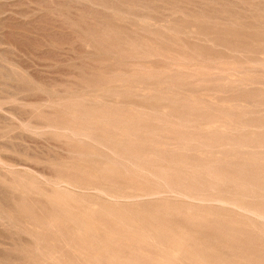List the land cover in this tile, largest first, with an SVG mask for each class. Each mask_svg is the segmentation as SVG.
Returning <instances> with one entry per match:
<instances>
[{
	"label": "bare ground",
	"instance_id": "bare-ground-1",
	"mask_svg": "<svg viewBox=\"0 0 264 264\" xmlns=\"http://www.w3.org/2000/svg\"><path fill=\"white\" fill-rule=\"evenodd\" d=\"M52 1L44 0L42 7L47 4L48 9H52ZM125 1L127 8L120 10L107 6L109 2L104 4L113 20L126 22V26L127 23L134 25L130 33L122 22L119 28L123 26L128 32L120 33L123 30L117 28L113 31L120 40L115 43L116 49L112 46V52L127 64L126 69L121 61L118 62L122 66H118L116 60L112 63L118 69H101V59V67H96L101 69L98 74L84 68L90 73L85 74V83L70 79L78 84L70 85L69 78L66 81L63 78L61 83L51 82L55 86L47 87L49 83H41L47 79L41 75L43 70L38 72L42 76L38 82L39 79H33L27 72L31 68L25 71L20 63L11 61L3 55L5 51L0 50L1 83L7 87H4L6 98L0 97V128L13 132L19 140L31 136V140L39 137L53 141L51 147L50 142L49 146L45 144L52 149L48 154L28 152L20 158L34 164L19 162L7 156L17 152L10 144H5V140L2 142V137L9 136L0 131V230H7L10 234L5 232V238L12 241L14 249V245L18 247L16 253H11L5 249L8 242L4 241L0 264H8L6 260L11 256L19 263L26 260L27 264H264V0ZM152 2L168 3L162 5L164 7L153 3L152 8H163L160 13L164 12L169 24H160L164 18H158L159 24L150 20L154 15L150 14L152 9L149 13L146 8ZM59 3L63 5V0ZM80 3L74 5L78 7ZM28 4L33 5L31 1ZM55 4L53 6H57ZM186 4L191 9L184 8ZM36 8H31L32 14L29 13L31 17L39 14L36 20L40 26L41 17L44 23L51 15L46 17L49 14L46 7V14L37 12ZM56 10L50 14H57ZM74 14L69 17H75ZM58 17L47 23L45 20L46 27L42 24V29H38L43 32L53 19L60 20ZM94 20L87 21V25ZM104 20L101 21L106 25ZM178 20L187 22L186 26L178 27ZM62 23L66 26L71 22ZM91 25L94 27L95 22ZM48 27L52 31L53 27ZM101 28L105 30V37L100 35L103 40L112 29L107 25L104 30V25ZM60 29L56 32L62 31L61 26ZM24 30L27 33V29ZM67 30L69 36H63L62 31L60 40L66 37V41H70L82 33L72 36ZM30 33L28 31V35ZM40 35V39H34L42 41L41 38L46 37L44 33ZM16 36L13 35V39ZM26 37L35 41L33 37ZM54 37L55 40H50H59ZM93 38L83 41L84 44L95 48ZM96 40L106 48L105 40ZM49 41L46 45L49 43L53 48ZM40 42L37 41L32 50H39L36 47ZM66 44L65 48L71 52L72 44L70 47ZM26 45L31 49L30 44ZM61 46L56 45L57 49ZM61 48L58 50L65 49ZM85 48L80 47L78 51L81 49L82 54V50L87 51ZM204 48L220 50L221 54L214 55ZM53 49L52 52L58 54V50ZM75 50L77 47L74 53ZM44 51L40 52L50 56V50L49 53ZM63 53L61 51L60 56ZM60 56L58 60L62 61L65 57L60 59ZM151 60H155L156 65ZM46 61L41 63L46 65ZM55 61L51 63L55 65ZM84 61L80 64H86L87 59ZM41 63L36 62V66L39 68ZM52 69L47 70L52 72ZM54 69H58L57 66ZM47 70L45 74L52 77L53 72L48 75ZM70 71L66 69L64 74L71 76L73 70L71 74ZM30 73L33 76V72ZM77 75L75 78L80 76ZM56 77L55 74V80ZM36 93L40 98L34 95ZM19 94H24V98L18 97ZM29 96L34 97L33 101ZM14 103L30 109L23 116L18 115L12 106ZM24 139L20 140L22 144ZM11 245L8 246L12 248Z\"/></svg>",
	"mask_w": 264,
	"mask_h": 264
},
{
	"label": "rangeland",
	"instance_id": "rangeland-1",
	"mask_svg": "<svg viewBox=\"0 0 264 264\" xmlns=\"http://www.w3.org/2000/svg\"><path fill=\"white\" fill-rule=\"evenodd\" d=\"M11 1H12V2H11ZM14 1H15V2H14ZM14 1H13V0H0V19H1V20H0V40H1V41H0V42H1V43H0V47H2V48H0V50H1V52H2V51H3V52L5 51V53H3V55L5 54L6 57L8 56L9 59H10L11 61H15L16 63H20V64H18V65L23 66V67H21V68L25 69V71H27V69L29 70V69L31 68L30 71L33 72V76H32V73H30V71H27V72L29 73V75H30L32 78L34 77L33 79H35V80H36V79H39V81L37 80L38 82H40V80H41V79H40V77H42L41 75H43V78H44V76H45L47 79H46L45 81L43 80L45 83H44V82H41L43 85H46V84L49 83V85H46L47 87L52 86V84H53V86H55V85H54L55 83H57V84H58V83H61L62 80L65 79V81H66V79H68V78H69V79H68L67 81H69V80L71 79L70 81H72V82H77V81H78V83H85V81H84L83 78L85 77V74H86V76H88V75L90 74L88 71H91V73L94 72V74H98L99 71H100L101 69H107V68H108V69H109V68H111V69L117 68V69H118V66H122V65H123V67H125V69L128 68V66L126 67L127 64L124 65V64H123L124 61H123V60H122V61L120 60L121 57H119L118 55H116L115 53H113V52H114V49H116V48H114V47L117 46V44H115V43H119L118 41L120 40V37L117 36V35H115V33H113V31H114V29H116V28H117V29H121V30H123V32L120 31V33H123V34H124V33H127V32H128V31H125L126 28H128V30L131 29V28L133 29V26H134V25H131V24L127 23V26L130 27V28H129V27L126 26V22H122V21H119V20H118V21H119V22H118V21L113 20L114 17L111 16L112 14H110V12L106 13V12H107L106 9H107L108 11H109V9H108V8H105V4L109 2L108 4H106L107 6L109 5V7L112 6V8L114 7L115 9H116V7H117L118 10H120V9H122V8L126 9L127 6H128V3H126L127 1H125V0H124V1L121 0V2H120V0H113L115 3H116V2L119 3L118 5H115V3H114L113 1H111V0H109V1L105 0V2H104V0H103V3L101 2L102 0H100V1L97 0V1H99V2L94 1V0H93V1H92V0H87V1H92V2H88V3H87L86 0H85V1H83V0H82V1L77 0V1H78L77 3L74 2L75 0H74V1L69 0V1H71V4H70V2H69V3L67 2L68 4L66 3V1H68V0H66L65 3H64V0H63V5H62V4H60V3L58 4V2H61L62 0H61V1L59 0V1H57V2H55L56 0H53L54 3H57V4H55V5H57V6H53L54 3H53V1H52V5H51V6H52V9H51V7H49V9H51L50 11L52 12V10H53V12H54V10H56L55 8H58V9L60 8V9H59V10H60L59 13H61V16L64 15V16H62L63 18L59 15V13H58L59 10H56V11H55V12H57V14H55V13L50 14L51 12H49V9H48V7H47V4H45L46 6H43V7H44V9H43V7H42V2H44V0H39L38 3H37V0H36V1H35V0H33V1H32V0H26L25 2H24V0H23L22 2H16L17 0H14ZM18 1H21V0H18ZM28 1H29V2L31 1V2L33 3V5H32V4H28V3H29ZM106 1H107V2H106ZM26 2H28V3H26ZM35 2H36V4H38V6H37L36 4H34ZM39 2H41V3L39 4ZM72 2H74V3H72ZM80 2H85V3L88 4V6H86L85 3H80ZM112 2H113V3H112ZM169 2H171V1H169ZM173 2H174V1H173ZM8 3H9V4H8ZM10 3H11V4H10ZM46 3H47V1H46ZM48 3L51 4V1H48ZM79 3H80V5H78L79 8H78L77 6L74 5V4L77 5V4H79ZM104 3H105V4H104ZM110 3H111V5H110ZM153 3H154V4H153ZM157 3H159L161 6H162V5H168L167 2H152L151 4H149L150 7H147L146 10L149 9V13H150V10L152 9V11H151L150 14H152V15H154V16H155V14L158 16V14H159L160 17H159V16H158V17L156 16V17H157V20H159V19L162 20L163 18H164V20H162V21H161V20L157 21V20H155L156 17H154V16H152V18H151L150 20H152L154 23H157V24H159V22L161 21V22H160L161 25H167V24H169L170 22H169L168 20H165V19H166V18H165L166 16H164V15H165V14H163L164 12L160 13L161 10H162L163 8H160V6H158L157 9H156V7H154V6H157V5H155V4H157ZM163 3H165V4H163ZM7 4H8V5H7ZM19 4H20V5H23V6H20ZM25 4H26V7H27L28 9L25 7ZM27 4H28V5H27ZM50 4H49V6H50ZM64 4H66V6H64ZM69 4H70L71 6L73 5L75 8H74L73 6L71 7ZM82 4L85 5V6H84L85 8L87 7V8H86L87 10H88V7H89V8H92V6L95 7L94 10H93V8H92V9H89V10L94 11L95 13L92 12V11H89V12L93 13V14H89L88 11H87V12L85 11L86 9L83 10L84 7L81 6ZM97 4H99L100 6L102 5V6H101L102 8H101L99 5H98V7H99V8H98V7H97ZM121 4H123V5H121ZM134 4H135V3H134ZM147 4H148V3H147ZM147 4H146V6H147ZM152 4L154 5V6H153L154 9L152 8ZM187 4H188V6H190V3H187ZM187 4H186V6H185L184 8H186V9H188V8H190V7H191V8H195L193 4H191L192 6H190V7H187ZM3 5H4V6H3ZM17 5H18V6H17ZM31 5H32V7H30ZM40 5H41V6H40ZM43 5H44V4H43ZM58 5H60V6L62 5V6L59 7ZM68 5H69V6H68ZM130 5H131V4H130ZM136 5H137V4H136ZM149 5H148V6H149ZM184 5H185V4H184ZM238 5H241V4H238ZM35 6L37 7V8H36V9H37V12L40 11L39 13L43 14L42 12H44V14H46V12H45L44 10L48 9L47 13H49V14H48V15L46 14V17H48V16L51 15V16H50V17H51L50 19L47 18V19H44V20H43L44 23L42 22V19H43V18H42L41 15H40V17H41V21H40V23H42V24L44 25V27H46L47 20H51L52 18H56V19H57V17L59 16V17H60V20H61V18H62L63 20L60 21V20L53 19V23H54V24H53L52 22H51L52 24L49 22L50 24H47V28H44V29H43V32H42V31L39 30L38 28L42 29L41 26H43V25L40 24V26H39V25H38L39 21L36 20V19L39 17V14L37 13V15H38V16H37L36 13H35V15H32V17L30 16V15L32 14V13H31V11H32L31 8H34ZM121 6H122V7H121ZM131 6H133V5H131ZM169 6H170V4H169ZM9 7H10V8H9ZM15 7H16V8H15ZM39 7H41L43 10L41 11V9H40ZM45 7H46V9H45ZM53 7H54V9H53ZM65 7H66L67 9H65ZM76 7H77V8H76ZM80 7H81L82 9H81ZM96 7H97L98 10H95ZM103 7H104V8H103ZM162 7H164V6H162ZM233 7H236V6H233ZM13 8H14V9H13ZM23 8H24V9H23ZM73 8H74V9H73ZM136 8H138V7H136ZM191 8H190V9H191ZM209 8H210V7H209ZM12 9H13L14 11H13ZM17 9H18V10H17ZM38 9H39V10H38ZM61 9H62V10L64 9V10H63L64 13L62 12ZM99 9H100V10H99ZM102 9H103V11H102ZM155 9H156V10H155ZM160 9H161V10H160ZM207 9H208V8H207ZM210 9H212V8H210ZM15 10H17V12H16ZM22 10L25 11V12H27V13H23ZM26 10H29V11H26ZM68 10H71V11H74V10H75V11H76V14H74L75 11H74V13H73V12L71 13V11H68ZM159 10H160V11H159ZM34 11L36 12V10L33 9V14H34ZM67 11H68L69 13H67ZM79 11H80V12H79ZM101 11H102V12H101ZM158 11H159V12H158ZM20 12L23 13L24 16H23V14L21 15ZM29 12H30L31 14H30ZM77 12H79V13L77 14ZM82 12H83V15H82ZM100 12H101V13H100ZM18 13H19V14H18ZM62 13H63V14H62ZM66 13H67V14H70V13H71L69 16H73V14H74L75 17H72V18H71V17H69ZM85 13H86V15H84ZM97 13H98V14H97ZM105 13H106V14H105ZM154 13H155V14H154ZM25 14H26V15H25ZM53 14H55V15L52 17ZM65 14H66V15H65ZM79 14L82 15V17L85 16V18L83 17V19H84L85 21H84V20L82 21V17H81V16H80V17L78 16ZM87 14H88V15H87ZM103 14H105L106 16L110 15V16H108L109 19H112V18H113V19H112V20H108V17H106V16L103 15ZM27 15H29V16H27ZM56 15H57V17H55ZM76 15H77V16H76ZM100 15H101V17H100ZM102 15L105 16V17H103ZM8 16H9V18H8ZM14 16H15V18H14ZM26 16H27L29 19H31V22H33L34 24H33V23H30V20H28ZM36 16H37V18H36ZM66 16H67V17H66ZM163 16H164V17H163ZM4 17H5V18H4ZM33 17H34V18H33ZM43 17H44V15H43ZM59 17H58V18H59ZM64 17H65V18H64ZM110 17H111V18H110ZM22 18H23V20H20V19H22ZM25 18H26V19H25ZM32 18H33L34 20H33ZM66 18H67V19L69 18V20H66ZM70 18H71V19H70ZM74 18H75V19H74ZM76 18H78L79 20H77ZM93 18H95V20H94L92 23L94 24V22H95V25H94V27H93V25H91L92 23L89 22L88 25H91V27L88 28V25H87L86 22H87V21H92ZM158 18H159V19H158ZM39 19H40V18H39ZM104 19H105L106 21H105ZM27 20H28L29 23L27 22ZM45 20H46V23H45ZM75 20H76V21H75ZM101 20H104L105 23H106V25H107L108 27H111V29H112V31L109 30L110 32L107 31V33L109 32L110 34H108V36L106 37L107 39H106V38L103 39V40H105V41H103L101 37H105V36H104V35H105V34H104V33H105V30H104V29L106 28V25H105L104 23H102ZM1 21H2V22H1ZM36 21H37V22H36ZM56 21H58V22H60V23H61V22H65V24H66V22H67V23H68V22H71L72 24H71V23L66 24V26L68 25V28H66V26H63V23H62V24H60V23L58 24V22H56ZM99 21H100V23H99ZM104 21H103V22H104ZM107 21H109V22H107ZM111 21H112V22H111ZM156 21H157V22H156ZM178 21H179V22H178ZM178 21H177V23H178V25H179L178 27H181V28H182L181 25L186 26V25H185V24L187 23L186 21H185L186 23H184L183 20H181V21L178 20ZM19 22H20V23H19ZM23 22H24V24H25V23H26V24H25V25L22 24ZM55 22H56L57 24H55ZM75 22H76V23H75ZM82 22L85 24L86 27L83 25ZM121 22L124 23V24H122V25L125 27V30L123 29V26H122V25H121L122 27L119 28V25H120ZM168 22H169V23H168ZM180 22H181V23H180ZM182 22H183V23H182ZM35 23L37 24V27H36V24H35ZM78 23H79L80 25H79ZM107 23H110V25L107 24ZM112 23H113V24H112ZM118 23H119V24H118ZM162 23H163V24H162ZM2 24H3V25H2ZM21 24H22V25H21ZM27 24L30 25V26H28ZM31 24H32V25H31ZM65 24H64V25H65ZM70 24H71V25H70ZM73 24H76V25H73ZM26 25H27V26H26ZM72 25L75 26V27H73ZM97 25H98V26H97ZM103 25H104V28H103L104 31H102V28H101V26L103 27ZM115 25H116V27H114ZM31 26H32V27L34 26V27L31 28ZM48 26H50L51 28L53 27L52 31H51V30H48V29H50ZM60 26H61V28H62V31H63L64 35H63L62 31H60L61 33L59 32L60 34L57 33V32L59 31V29H60ZM71 26H72L73 28H75V30H76L77 28H78V29H77L76 31H74L73 28H71ZM83 26H84V27H83ZM96 26H97V27H96ZM28 27H30V28H28ZM55 27H56V28L59 27V28L56 30L57 32L54 30V29H56ZM69 27H70L71 29H69ZM79 27H80V28H79ZM113 27H114V28H113ZM1 28H3V29H1ZM22 28H23V29H22ZM35 28H37V30H36ZM65 28H66V30L69 29V30H67V31H71V32H72V33H70L71 35H72V34H74V35H75V34H78V36H79L80 33H78V32H82L81 35L79 36L80 38H79V37H75V39H78L77 41L74 39V37H72V36H74V35H72V36L70 35V36L72 37L73 40L71 39V37H68L69 39L72 40V41L70 40V41L72 42V43H71L72 46H74V44H75L76 46H74V47H75V48L77 47V50H75L76 55H74V54H75V53H74V49H75V48H74V47H73L74 49L72 48V46H71L69 40L66 41V39H67L66 37L69 36V35H68L69 32H68V33L65 32V31H66ZM84 28H85V30H84ZM87 28H88L89 30H92V31H94L93 29L96 30V28H97V30L94 31L95 33H93V35H96V36H93V35L91 34L92 31H89V32H91V33H88V30H86ZM10 29H11V31H10ZM24 29H27V33H26V32H23ZM28 29H29V30H28ZM45 29H46V30H45ZM63 29H64L65 31H64ZM82 29H83V30H82ZM109 29H110V28H109ZM5 30H6V31H5ZM16 30H17V31H16ZM53 30H54V32H53ZM60 30H61V29H60ZM213 30H215V28H214ZM3 31H4V32H3ZM12 31H13V32H12ZM19 31H20V32H19ZM24 31H25V30H24ZM28 31H29V33H30V31H32V32H34V33H30V34H32V35H30V34L28 35ZM47 31H48V32H47ZM49 31H51L50 33L53 34V36L50 35ZM98 31H100V34H99ZM101 31H102V32H101ZM215 31H216V30H215ZM10 32H11V33H10ZM35 32H36V33H35ZM41 32L44 33V35H45L46 37H45V38H41L42 41H41V40H37V38H36V40H35L34 37H38V38H39L40 36L42 37V35H40V34H42ZM96 32L99 34V37H98V34H96ZM115 32H116V30H115ZM131 32H132V30H131ZM3 33H4V34H3ZM6 33H8V34H6ZM12 33H13V34H12ZM14 33H15V34H14ZM21 33H22V34H21ZM37 33H38V34H37ZM47 33H49V36H50V37H51V36L54 37V36L56 35L57 39H59V40L56 39L57 41H54V42H56V44H55L53 41H51V40H53L55 37H54V38H52V37L50 38V37L48 36ZM55 33H57L58 35L55 34ZM85 33H87V35H86ZM128 33H130V30H129ZM10 34H11V35H10ZM24 34H25V35H24ZM33 34H34V35H33ZM46 34H47V35H46ZM89 34H91V35H89ZM1 35H2V36H1ZM8 35H9V36H8ZM13 35H14V37H15V35L18 36L19 39H17V36H16V39L18 40V43H19V41L21 42V43H19L21 46L18 45L17 40H16L15 38L13 39V37H12ZM22 35H23V36H22ZM37 35H39V36H37ZM60 35H63V36H66V35H67V36H66L65 38L62 36V38H64L65 40H64V39L60 40V39H61V38H60ZM85 35H86V36H85ZM100 35H101V37H100ZM102 35H103V36H102ZM112 35H113V36H112ZM24 36H25V37L28 36L29 38H30V37H33V40H35L36 42H37V41H39V42L41 41V42L39 43V46L36 47V48H39V50L41 49V50H40L41 52L45 50L44 52L47 51V52L49 53L48 50H50V53H51V54H55V57H56V56H57V57L55 58L54 55H51V54H50V56H53V57H52L53 59H52L48 54H46V53L42 54L43 52L41 53L38 49H37V50H35V49L32 50V49H33V48H32L33 45L36 46V42H35V41L33 42V41L31 40V41L33 42V43L31 44L30 39L28 40V38L26 37V38H27V39H26ZM75 36H76V35H75ZM81 36H82V37H81ZM83 36H84V37H83ZM115 36H116V37H115ZM7 37H8L9 39H8ZM43 37H44V36H43ZM47 37H48V38H47ZM90 37H92V38H93V37H96L95 39H99V40L103 41V43H107V44H106V48L103 47L104 44L101 46L102 42H100V41H98V40L95 41L94 38H93V39H94V42H95V43L92 41V42H93L92 44L95 45V48H93L90 44H87V43L84 44L85 40H88V38H89V40H90ZM97 37H98V38H97ZM109 37H110L111 39H110ZM24 38H25V41H22ZM114 38H115V39H114ZM116 38H118V40H117ZM6 39H7V40H6ZM31 39H32V38H31ZM39 39H40V38H39ZM43 39H44V40H43ZM48 39H49V40L51 39L50 41L52 42V44L54 43V45H52L51 43H50V44H51V46H53V48H55V49H53L52 47H49V46H50L49 43H48V45H46V44H47V41H49ZM79 39H80V40H79ZM81 39H82V40H81ZM108 39H109V41H108ZM4 40H5V42H4ZM46 40H47V41H46ZM54 40H55V39H54ZM74 40H75V41H74ZM112 40H113V41H112ZM15 41H16V42H15ZM45 41H46V43H44ZM50 41H49V42H50ZM58 41H59V43H57ZM60 41H61V42H60ZM63 41H64V42H63ZM73 41H74V42H73ZM83 41H84V42H83ZM106 41H108V42H106ZM115 41H116V42H115ZM2 42H3V43H2ZM7 42H9V43H7ZM24 42H25V43L27 42L28 45L30 44V45H31V49H28L30 46L28 47V46L26 45L27 43L25 44ZM65 42H66V43H69V44H66ZM82 42H83V44H82ZM98 42H99L100 44H98ZM109 42H111V43H109ZM16 43H17V44H16ZM23 43L25 44V46H24ZM41 43H42V44H41ZM63 43H64V46H63ZM73 43H74V44H73ZM79 43H80V44H79ZM10 44H11V45H10ZM15 44H16L18 47H17ZM44 44H45V45H44ZM59 44H60V45H59ZM61 44H62L63 47L61 46ZM65 44H66V45H69V47L71 46V48H70V51L72 50L71 52H69V50H68L69 48H65V47H67V46H65ZM77 44H79V46H80L81 48H83V47L85 48V47L87 46V47H86V48H87V51H86L87 53H86V52H83L84 50H82V54H81V51H80L81 49H79V51H80V53H79L78 48H80V47H79ZM113 44H114L115 46H114ZM37 45H38V43H37ZM56 45L62 47V48L59 47L58 49H60V48H61V49L65 48V49H63V50H65L66 53H65V51H63V50H58L57 47H56ZM81 45H83V46H81ZM107 45H110V46H108V48H107ZM4 46H6L7 48L4 47ZM11 46H13V47L11 48ZM41 46H44V47H43V48H40ZM46 46H47V49H45ZM54 46H55V47H54ZM104 46H105V45H104ZM112 46H113L114 49L112 48ZM9 47H10V49H8ZM15 47H17L18 49H17V48L14 49ZM21 47H23V49H22ZM102 47H103V49H102ZM109 47H111V51H110V48H109ZM20 48H21L22 50H21ZM49 48H50V49H49ZM86 48H85V49H86ZM100 48H101V49H100ZM11 49H12V53L10 52ZM52 49H53V51H56V49H57V50H58V54H59L61 51L64 52L65 54L63 53L64 56H63V54L60 56V54L58 55V54H56L55 52H52ZM66 49H67V50H66ZM95 49H96L97 51H95ZM105 49H107V50H105ZM112 49H113V50H112ZM204 49H205V51H207V52H211V53H213V54L215 53L214 55L221 54V53H219L220 50H219V52H216L217 50L214 52V51L209 50V49H207V48H204ZM6 50H7V51H6ZM9 50H10V51H9ZM13 50H16V51L18 50V51H17L18 53H17L16 51H13ZM23 50H24V51H23ZM28 50H30V51H28ZM8 51H9V52H8ZM31 51L36 52L34 55L37 54L38 57L36 58L37 55L34 57L33 52H31ZM76 51H77V52H76ZM89 51H91L92 53H89ZM98 51H99V52H98ZM112 51H113V52H112ZM13 52H16V53H17V56L15 55L16 53H14V56H13ZM28 52H29V53H28ZM37 52H38V53L40 52V53L38 54ZM56 52H57V51H56ZM67 52H69V53L67 54ZM111 52H112V53H111ZM30 53H31V55H27V54H30ZM73 53H74V54H73ZM83 53H85V54H83ZM93 53H94V55H93ZM97 53L99 54L100 57L97 55ZM216 53H217V54H216ZM20 54H21V55H20ZM45 54H46V55H45ZM66 54H67V56H66ZM71 54H72L73 56H72ZM80 54L83 55V56H81ZM88 54H89V56H88V58H87L86 55H88ZM113 54H114V55H113ZM26 55H27V56H26ZM39 55H40V56H41V55H43V56L45 55V56H44V57H40ZM47 55L49 56V58H48V57L46 58ZM78 55H79V56H78ZM92 55H93V56H92ZM12 56H13V57H12ZM21 56H22V57H21ZM59 56H60V59H62V56L65 57V58L62 59V61H61V60L59 61V60H58V59H59ZM76 56L78 57V60L76 59V58H77ZM91 56H92V58H91ZM102 56H104L105 58H106V56H108L109 58H107V59H108L109 61H108V60L105 61L106 59H104V61H102L103 58H104V57H102ZM113 56H114V57H113ZM115 56H116V57H115ZM11 57H12V58H11ZM24 57H25V59H27V60L23 59ZM28 57H29V58H28ZM39 57H40V59H38ZM66 57H67V58H68V57H71V58H70V59H67ZM72 57H73L74 59H73ZM75 57H76V58H75ZM79 57H80V58H79ZM84 57H86V58H84ZM111 57H112V58H111ZM15 58H16L17 60H16ZM30 58H32V60H31ZM34 58H35V59H34ZM43 58L46 59V60H48V59H49V60L46 61V60H44ZM83 58H84V60L87 59V62H89V63H91V62H94V63H95L94 60H95L96 58H99V59L96 60V61H97V62H96L97 65H95L96 63H95V64H94V63H91V65H88L87 62H86V64H80V63H84V62H85L84 60H81V59H83ZM93 58H94V59H93ZM7 59H8V58H7ZM20 59H21V60H20ZM65 59H67V60H65ZM71 59H72V60H71ZM101 59H102V60H101ZM112 59H113V60H112ZM35 60H36V61H35ZM52 60H53V61H52ZM55 60H56V61H55ZM63 60H64V61H63ZM69 60H70L71 63L69 62ZM80 60H81V62H79ZM99 60H101V62H102V67H101V64H99V63H101ZM114 60H116L117 62H118V61H121V62H122V65H119L120 63L118 62V63H117L118 66L115 67L116 64L114 65L113 63H115L116 61H114ZM126 60H127V59H126ZM148 60H149V59H148ZM43 61H44V62H43ZM45 61H46L49 65H48L47 63H46V65L42 64V63H45ZM54 61L56 62L55 65L52 64V63H54ZM73 61H77L80 65H79L77 62L75 63V62H73ZM83 61H84V62H83ZM98 61H99V62H98ZM112 61H114V62L112 63ZM22 62H23V63H22ZM36 62H37V65H38V63H41V62H42L41 64H39V68H40V70H37V69H39V68H38V66H36ZM51 62H52V63H51ZM60 62H61V63H60ZM63 62H64V64H65V63H67V64L64 65V66L61 65ZM72 62H73L74 64H73ZM103 62H105V63H103ZM106 62H107V63H106ZM151 62H153L152 64H154V65H156V63H157V62H155V60H151ZM33 63H34V65H33ZM58 63H59V64H58ZM68 63H70V64H68ZM111 63H112V64H111ZM21 64H22V65H21ZM23 64H24V65H23ZM51 64L54 65V68H56V66H57L58 69H59V68H62V69L59 70L61 73H62L61 70H63V71L65 72L66 69H67V70L69 69V71H70L71 68H74V69H72L73 71H72V70H71V71H72L73 73H76V75L73 74L71 71H70V74L72 73L71 76H70L69 73H68V74H66V75H68V77H67V76L64 74V72L62 73L63 75H61V74H59V73H60L59 71H58V73L56 72V70H58V69H54V68L52 69L53 66H52ZM75 64H76V65H75ZM105 64H106V65H105ZM107 64H109V65L111 64V65L109 66V65H107ZM25 65H26V66H25ZM28 65H29V67H28ZM40 65H42V66H40ZM69 65H70V66H69ZM72 65H73V67H72ZM83 65H84V67H83ZM85 65H86V66H85ZM93 65H94V66H93ZM103 65H104V68H103ZM34 66H35V67H34ZM43 66H44L45 68L47 67V69H49V68L52 69L53 71H52V70H51V71H52L53 73L50 72V70L48 71L47 69H45ZM68 66H69L70 68H69ZM75 66H76V67H75ZM78 66H79V67H78ZM88 66H91V67H88ZM92 66L95 67V68H93ZM105 66H106V67H105ZM113 66H114V67H113ZM48 67H49V68H48ZM64 67H65V70H64ZM96 67H98V68L101 67V69L98 70V68L96 69ZM75 68H76V69H75ZM81 68H82V69H81ZM84 68H85L86 70H88V71H86V70L84 71ZM89 69H91V70H89ZM92 69H93V70H92ZM122 69H124V68H122ZM0 70H1V69H0ZM42 70H43L44 72H43ZM45 70H47L48 75H50V74L52 73V77L47 76V74H45V72H46ZM54 70H55V71H54ZM81 70H82V71H81ZM94 70H95V71H94ZM1 71H2V70H1ZM1 71H0V76H1V77H0V83H1L2 75H3V73H2ZM39 71H42L44 74H43V73L41 74V72L38 73ZM74 71H76V72H74ZM35 72H36V74H34ZM85 72H86V73H85ZM37 73H38V74H37ZM65 73H67V71H66ZM40 74H41V75H40ZM53 74H54V76H55V74H56V76H58V77H56V80H55ZM77 74H80V76L75 78V76H78ZM81 74H82V76H81ZM34 75L36 76V78H35ZM59 75H60V76H59ZM72 75H73V76H72ZM74 75H75V76H74ZM38 76H39V77H38ZM63 76H64V77H63ZM65 77H67V78H65ZM71 77H72V78H71ZM49 78H50V79H49ZM57 78H62V79L57 80ZM63 78H64V79H63ZM44 79H45V78H44ZM51 79H54V80L50 81ZM47 80H48V81H47ZM75 80H76V81H75ZM46 81H47V82H46ZM49 81H50V82H49ZM58 81H59V82H58ZM60 81H61V82H60ZM70 81H69V82H70ZM81 81H82V82H81ZM51 82H55V83H51ZM72 82H70L69 84H70V85H72V84L74 85L75 83H72ZM17 83H20V82H17ZM50 84H51V85H50ZM1 85H2V86H1ZM75 85H78V84H75ZM4 87H6V85L3 84V83H1V84H0V97L3 98V99L6 98L5 95H7V93H6L7 91H5V90L7 89V87H6V89H5ZM57 87H58V86H57ZM58 88H59V87H58ZM4 94H5V95H4ZM24 94L27 95L28 93H27V94L24 93ZM24 94H22V95L19 94L18 97H21V96H22V97L24 98V96H23ZM37 94H38V93H36V94H34V95L37 96ZM2 95H3V97H2ZM28 95H31V94L29 93ZM28 95H27V96H28ZM34 95H33V96H34ZM38 95H39V94H38ZM33 96H29L30 99H31V101H33V98H34ZM36 96H35V97H36ZM32 97H33V98H32ZM23 98L21 99V101L23 100ZM25 98H27V97H25ZM37 98H40V95H39ZM37 98H36V99H37ZM30 99L27 98L28 101H29ZM36 99H35V100H36ZM14 104H15V103H14ZM14 104L12 105L13 108L15 107V110H16V112H15V111H14V112H15L16 114H18V115L20 114V115L23 116L24 113L30 109L29 107H23V106L20 105V104H15V105H14ZM9 107H11L10 104H9ZM18 107H19V108H18ZM17 108H18V109H17ZM24 108H26V109H24ZM22 109H23V110H22ZM18 111H19V112H18ZM23 111H24V112H23ZM17 112H18V113H17ZM0 125H2L1 122H0ZM0 127H1V126H0ZM4 130H5V132H7V133H5ZM0 131H2L1 134L4 133V135L6 134L7 136H9V137L4 136V138L2 137V138H1L2 142L5 140L4 143L6 142L7 144H10V145L12 146V148H15V152H17V154L14 153V152H13V153H11V152L8 153L7 156H9V157H10L11 159H13V160H16V161H19V162H20V161H21V162H25L26 160H24V159H20V158L24 157V154H25V153H28V152L30 153V152H32L31 154H40V155H42V154L47 153L48 150H49V151L52 150L51 148H49V147H51V145H52V142H53L52 140L49 141V142H50V143H49V142L47 141V139H45V138H41V139H40L39 137H35V138L32 137V140H31V136H30V138H28V136H27V138H26V136H25V137H23V138H20L21 141H23V139L25 138V139H24V142H23V144H22L21 141L19 140V137L16 138V136H15L16 134H14L13 132H12V133H9L10 131L8 132V130H6V129H2V128H0ZM2 135H3V134H2ZM13 136H14L15 138H13ZM36 138H39V139H36ZM7 139H8V140H7ZM17 139H18V140H17ZM27 139H29V140H28V141H25V140H27ZM33 140H34V141H33ZM10 141H11V142H10ZM15 141H16V142H15ZM18 141H19V142H18ZM38 141H39V142H38ZM14 142H15V144H14ZM27 142H28V143H27ZM6 143H5V144H6ZM48 143L50 144V146H49ZM12 144H14V145H12ZM17 144H18V145H17ZM29 144H30V145H29ZM43 144H44V147H43ZM45 144H46V145L48 144L47 146H49V147H47ZM41 145H42V148H41ZM17 146H18V147H17ZM34 146H35V147H34ZM21 147H22V149H20ZM27 147H28V148H27ZM45 147H46V150H45ZM17 148H18V150H16ZM36 148H37V149H36ZM47 148H48V149H47ZM36 150H38V152H37ZM40 150H41L42 152H40ZM19 151L21 152V154H20ZM43 151H45V152H43ZM22 153H23V155H22ZM41 153H42V154H41ZM47 154H48V153H47ZM47 154H46V155H47ZM18 155H19V156H18ZM26 162L30 163V161H26ZM32 163H33V162H31L30 164H32ZM33 164H34V163H33ZM48 170H49V169H48ZM0 231H2V232H0V233H1V234H0V238H2L3 235H4L3 239H0V249H3V248H4L5 245L2 244V243H4V241H5V243L8 242V243L6 244L7 246H5V247H6L5 249L8 248L7 250H8V251L10 250L11 253H12V252H13V253H16L18 247H16V245H14V246H15V249H14V248L12 247L13 244H12V245L10 244L12 241H11L10 239H8V238H5V236H7V235L10 234V233H9L7 230L4 231L3 229H1ZM3 232H4V233H3ZM5 232H7V235H5V234H6ZM2 233H3V235H2ZM1 235H2V236H1ZM4 238H5L6 240H5ZM1 244H2V246H1ZM8 245H11L12 248H10V246H8ZM12 249H14V251H13ZM15 250H16V251H15ZM10 251H9V252H10ZM11 257H12V256H11ZM11 257H10V260H9V258H8V260H6L7 262H6V261H5V262L8 263V264H9V263H10V264H17V263H18V264H27V261H26V260H25V261H24V260H20L21 263H19V260H16V261H15V259H13V258H11ZM13 260H14V261H13ZM8 261H10V262H8ZM22 262H25V263H22Z\"/></svg>",
	"mask_w": 264,
	"mask_h": 264
}]
</instances>
